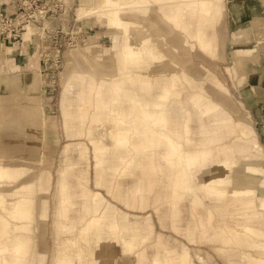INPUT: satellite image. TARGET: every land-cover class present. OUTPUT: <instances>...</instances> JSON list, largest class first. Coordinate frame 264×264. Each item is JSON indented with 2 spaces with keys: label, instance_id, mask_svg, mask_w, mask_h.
I'll return each mask as SVG.
<instances>
[{
  "label": "rangeland",
  "instance_id": "1",
  "mask_svg": "<svg viewBox=\"0 0 264 264\" xmlns=\"http://www.w3.org/2000/svg\"><path fill=\"white\" fill-rule=\"evenodd\" d=\"M64 1L65 6L61 11L45 20H39L38 23L29 24L12 41L18 42L23 35L24 45L21 42L11 46H5L8 43L1 42L2 47L0 45V78L24 76L26 82L23 86L14 85V89L21 93L20 96L10 87L5 88L7 93L1 91L0 87V93L8 95L3 97L8 99L7 102L0 100V125L19 127L25 137L18 139L22 147L15 155L21 157L22 164L30 167L28 179L39 178V184L48 187L47 222L45 225L35 224L32 227L38 244L40 245L41 240L45 242L46 264H62L63 247L74 240L73 230L66 226L65 221L68 218L75 221L79 217L80 210L70 211L67 218L64 215V208L69 203V188H63V182L71 184L70 193L72 200L77 201V208H80L83 196L76 185L83 184L88 187L92 196H104L106 207L115 214L107 216L109 223H117L114 230H106L109 248L112 249L110 253L97 254L98 260L94 264L109 259L110 264H122L124 257L130 260L126 264H139L141 260H144V264H152L155 258L159 259L158 264H169L167 248L181 249L184 244L189 245L192 258L197 264H235L241 258L240 249L236 247V250L234 245L224 243L213 235L212 225L219 213V203L207 198H203L202 204L193 202L188 196L183 200L181 198V202L176 204L182 226L178 227L172 220L170 202L163 200L160 210L156 209L157 204L153 202L154 195L147 205L128 202V187L132 180L119 177L113 167L114 155L111 156L110 151L104 156L105 163L99 167L96 165L92 138H100L111 147L115 144V139L109 132L112 128L109 121H104L102 125L97 123V117L104 107H97L96 97L91 99V104L80 109L81 83L84 81L87 85L90 84L92 93L100 88L108 94L111 103L116 102L118 105L117 95L120 94L112 91L110 95L113 82L131 79L137 73L130 63L118 58L116 52L121 46L116 47L113 43L118 28L106 21V15L97 13L79 20L77 7L87 0ZM93 1L96 4L102 2ZM233 1L219 0L214 7V28L218 44L215 52L202 48L197 38L198 8H189L186 2L181 4L185 7L182 16L184 23L191 21L190 31L168 22L158 7H151L147 13H123L125 19L138 22L134 25L137 30L132 29L135 31L131 38L133 43L138 45L140 38L151 36L163 51L164 57L166 56L154 68L142 70L143 74L155 79L184 69L188 71H183L186 83L181 86L185 92L204 90L214 101L220 103L221 107L206 115L205 125L208 131L198 139L200 145L209 143L213 148L231 146L236 134L228 132L222 124L221 118L225 116H231L235 121L247 122L253 128L252 137L239 135V143L245 144L242 147L247 144L251 146L249 151L229 147L222 154L232 163L219 178L225 183L217 184V187L225 189L227 197L231 195L233 186L247 183V180L241 181L242 184L240 181V184L234 183L237 167L252 160L261 168L256 185L254 184V194L264 191V16L260 15L262 8L246 12L243 10L244 4L235 3L233 7ZM158 5L161 11L169 8L160 3ZM161 35L165 36V43L157 41ZM250 36L259 41L256 45L259 54L250 49L251 43L247 42ZM173 40L179 46L176 52ZM47 55L49 59L46 61ZM104 61L108 62L105 66L98 64ZM246 77L250 80L247 81ZM33 82L38 86H26ZM254 86L258 90L256 98L249 94L250 91L253 92ZM121 104V107H127L129 101ZM27 119L36 120L32 130H28ZM7 120L11 122H6ZM27 155L30 157L28 160L24 158ZM47 171L51 174L48 180L42 175ZM97 181L101 183L98 184ZM257 210L264 216V208L258 206ZM125 213L128 214L127 218ZM149 213L152 216L151 233L145 228V215ZM125 223H139L143 228L138 236H134V232L123 236ZM144 237L148 238L147 241ZM131 241L139 242L136 244L140 245L127 243ZM123 242L127 244L123 245ZM128 244L132 246L131 251ZM252 253L262 254L258 250H253ZM248 261L245 258V262Z\"/></svg>",
  "mask_w": 264,
  "mask_h": 264
},
{
  "label": "bare ground",
  "instance_id": "2",
  "mask_svg": "<svg viewBox=\"0 0 264 264\" xmlns=\"http://www.w3.org/2000/svg\"><path fill=\"white\" fill-rule=\"evenodd\" d=\"M156 1L162 5H171L169 9V17L177 25L185 29L189 28L191 21H186V23H184V17L182 15L185 7H182L181 4L186 2L189 8H193L194 10L198 8L196 10L198 13L196 18L198 23L197 38L205 51H216L218 44L217 35L215 33L216 29L214 28L215 17L213 14L214 7L219 0ZM235 3L244 4L245 7L243 10L246 12L262 8L261 15L264 16V0H234L232 2L233 7L235 6ZM123 7L124 4L115 0H102V2L98 4L94 3L93 0H87L78 7L77 14L79 19L93 12L98 13V15H106V21L110 25L131 32L133 20H124V18H122L121 8ZM166 26L165 29L168 28V24H166ZM118 39L119 36L114 35V46H117L118 43L123 46L126 61L139 63L140 61L146 60L144 52L140 48H134L130 43H120V41L118 42ZM18 42H23V35ZM18 42H9L5 46H11ZM247 42L251 43L250 49L256 54H259L256 47L259 41L250 36L248 37ZM0 44L2 45L1 42ZM178 48L179 46L176 42L173 43V49L175 52ZM147 53L150 54L155 61H160L165 58L161 51L153 52L149 50ZM262 53V57H264V52ZM106 63L108 62L104 61L103 63L98 64L105 66ZM147 66L153 68L154 64L150 61L147 63ZM246 79L247 81L250 80L248 77H246ZM24 84H26L24 76L0 78L1 91L4 93H7L5 88L10 87L13 92L15 91L14 93L16 95L20 96L21 93L19 90L14 89V85L19 87ZM26 86L35 88L38 84L33 82ZM81 86L82 89L79 92V96L82 98V106H80V109L83 110L82 107L91 104V99L96 97L98 99L97 107H104L97 117V123L102 125L104 121L114 122V125H112V128H110L109 131L111 136L115 139V144L112 147L105 144L100 138H92L96 165H98V167L103 165L106 161L104 156L112 149L128 151L135 150L136 152L141 153V156L144 159L148 160V164L144 165L148 176L147 174L144 175L143 183L137 181V183L128 190V194H130L131 198H129L128 202H139L141 205H147L149 204V199L154 195L153 202L157 204V210L161 209L163 200L170 202L173 223L178 227H182L181 219L178 217L179 209L176 206L177 203L181 202V198L183 200V198L188 196L193 202H200L201 204L203 203V198L212 201L214 200L219 203V213L217 218H215V223L212 225L213 235L218 237V239L224 243L234 245L236 250V247L240 249L241 258L235 262V264H264V216L260 215L259 210H257L258 206L264 208V191H261L260 194L257 195L254 194L256 187H254V184L256 185L255 181L261 172L260 166L253 160L239 165L237 167L238 173L234 183L243 180L244 182L247 180V183L242 184L241 182L242 185L233 186L231 189V195L228 197L224 194L225 189L219 188L220 186L217 187V184L225 183L219 178L227 172L229 166L232 165L230 159L224 158L222 154L227 152L229 147L233 149L241 148L242 150L244 149V151H249V148H251L247 143L248 147H242L245 144L239 143V135L241 134L247 137H252L254 130L249 123L242 122L241 120L235 121L231 116L222 117V124L228 132L236 134L235 140L231 146L227 145L213 148L209 143L200 145L194 138L195 131L190 125L193 115L195 114L197 119L202 122L204 116L211 114L214 110L221 107V105L214 101L204 90L193 91L184 95V89L179 83H177L175 77L172 84V94L176 101H179L181 108L186 110V120L181 129L183 135L182 140L170 138L165 129L159 132L153 130L154 133H151L152 130L148 129V122L158 124L163 128L167 127V118L164 113L156 116L148 115L149 113L147 110L143 111L144 107L163 108L165 107L163 104H142L136 102L137 99L133 98L129 100L133 103L136 102L143 112L142 122L145 124L143 125V130L146 135L150 133L152 134V136L147 137L145 142H139L133 140L132 137L134 138V136L138 135L141 130L126 123L123 110L121 112L118 111L115 105L109 101L108 97L100 88L92 93V86L90 84L87 85L82 81ZM111 90L120 94L117 95L119 96L117 97L119 101L129 98V95L122 84L114 83L113 89L111 88ZM4 93H0L1 102H7L8 100L5 99V96L8 95H5ZM249 94L250 97L253 98L258 96V90L255 86L253 92L250 91ZM168 96L169 95H161V98H168ZM30 100L32 101L31 98ZM27 110H29V108ZM115 113L119 116L115 117ZM27 120L28 130H32L33 126H35L34 123H36L34 121L36 120ZM6 122L11 121L7 120ZM202 129L208 131L203 125ZM101 131L103 132L102 129ZM238 131H240V133ZM22 137L25 136L21 134L19 127L11 128L6 127L3 124L0 125V264H46L47 253L45 251V242L41 240L40 245L38 244L37 237L33 235L32 227L35 224L45 225L44 223L47 222L48 197L46 190L48 187L39 184V178L28 179L27 174L30 167L27 164H22V162H20L21 157L15 155V152L22 147L18 142V139H21ZM160 144H165L167 148L165 152L160 153L157 156L165 161L166 164H155L153 162L154 157L156 156L155 149ZM185 144H190L192 147L185 149ZM67 146L68 144L66 147ZM24 158L28 160L30 157L27 155L24 156ZM117 169H121V174L125 175L129 172V165L123 166V168L117 166ZM42 175L47 180L51 176L48 171ZM158 175H160V177H158ZM166 176L167 178H164ZM240 182L237 184H240ZM97 183L100 184L101 181H97ZM62 186L63 188L65 186H68L69 188V203L66 205L67 207L64 208L65 217H69V213L72 210H80L79 217L75 221L70 218L65 221L66 226L73 230L72 236L74 237V240L72 243L64 245L62 264H94L96 263L95 261L98 260L97 254L107 253L112 249L109 248L110 244L108 243L109 240L107 239L108 236H106V230H114L117 223L113 221L109 223L107 221V216L109 217L115 214L106 207L104 196L101 197L97 194L92 196L88 187L83 184L76 185L77 189L81 192L80 194L83 196L82 204L80 205V208H77V201L72 200L70 193L71 184H67V182L65 184L63 182ZM127 216L128 214L125 213V218H127ZM145 218V228L148 233H151L152 216L149 213L145 215ZM142 228L143 226L139 225V223H125L123 236L133 232L135 233L134 236H138ZM187 229H189V227ZM148 233L147 236H150ZM141 239L143 238L141 237ZM145 239L147 241L148 238ZM127 243L134 244L135 242L133 243L131 241ZM124 244L125 243L123 242V245ZM136 245L139 246L140 244ZM137 246L135 248H137ZM188 246L184 244L181 249L168 247L167 252L169 253V257H166H168L169 264H197L193 260V256L191 255ZM131 247L129 248V251H131ZM227 248H229V246ZM253 250H258L262 254L254 255V253H252ZM245 258L249 259L247 263L245 262ZM158 260V258H155L152 264H158ZM128 261H130L129 258L124 257L122 264H126ZM99 262L100 264H110V259ZM139 264H144V260H141Z\"/></svg>",
  "mask_w": 264,
  "mask_h": 264
},
{
  "label": "crops",
  "instance_id": "3",
  "mask_svg": "<svg viewBox=\"0 0 264 264\" xmlns=\"http://www.w3.org/2000/svg\"><path fill=\"white\" fill-rule=\"evenodd\" d=\"M115 1L120 2L121 4H124V7L121 8L122 18H124L123 13H130L131 14L135 11L147 13L151 7H158L159 11L165 17V19L168 22L176 25V23L169 17V11H170L169 9H170L171 5H163L166 7L168 6L169 8L166 9V11H161L159 8L160 5H158V2L156 0H115ZM77 9H78V7H77ZM234 12L237 13L236 11H233V13ZM253 12H255L256 14L259 13L258 11H253ZM241 13L243 14V12H241ZM93 14H97V13L93 12V13L87 14L80 19H83L84 17L91 16ZM188 18L189 19L191 18L190 15L188 16ZM124 20H130V19L124 18ZM137 23L138 22H135V21L132 22V25H133L132 29L136 27L134 25ZM176 26L178 27V25H176ZM135 30H137V29L135 28ZM188 30L189 31L191 30V26H189ZM134 34H135V31H133V30H132V32H127L121 28H118L117 33L115 35L119 36L118 42L120 41V43L122 42L123 44L130 43L134 48H136V47L140 48L144 52V57L146 58V60L140 61L139 63L126 61L123 46H121V44H119V43L117 44V46H121L120 48H118V51L116 52L118 58L121 59L123 62L130 63L133 66V68L135 69L137 75L131 79H126L123 81L122 80H116L113 82V84L114 83L122 84L125 87L128 95H129V98H125L123 100H120L118 103L119 106L117 105L116 102L112 103V104L115 105V107L118 111H120V112L122 110L124 111L125 121L128 125H131L132 127H136L139 130H141V132H139L138 135L134 136V138L131 136L133 140L139 141V142H145L147 140V137L152 136L151 133H154L153 130L159 132V131H163L164 129L167 130V133L169 134L170 138L182 140L183 135H182L181 129H182V126L186 120V114H185L186 110L182 109L179 101H176V99L174 98V96L172 94L173 93L172 84L174 82L175 77H176L177 83H179L180 85L185 84L186 81H185L184 76H183V71H186V70L183 69L179 73L173 72L170 75H160L159 77H156L155 79H151L149 77V75L143 74L142 70L151 69V67L147 66V63H149L151 61L155 67L157 65V63L165 60L166 56L163 60H160V61H155L154 59H152L151 55L147 53L149 50H151L153 52H155V51L160 52L161 51L158 48L156 42L153 41V38L151 36H145L144 38H140V42L138 43V45H135L131 39L132 36H134ZM195 34L196 33H194V35ZM189 35H190V33H189ZM254 39H256V38H254ZM165 40H166L165 36H162V35L159 38H157V41H159L160 43L161 42L165 43ZM171 40L172 39H170V41ZM219 40H220V36H219ZM174 41L175 40L172 41V44L175 43ZM24 43L25 42H21L22 45H24ZM14 45H16V44H14ZM1 47H2V45H1ZM186 72H188V71H186ZM189 74H191V73H189ZM193 78L195 79L196 77L193 76ZM110 90H111V88H110ZM102 92L108 97V94H106L105 91H102ZM111 93H112V90L110 91V95H111ZM184 93H185L184 95H186L190 92L189 91L185 92V90H184ZM161 95H169V96H168V98L162 99ZM133 98H136L137 99L136 102H140L142 104H144V103L163 104L165 106L163 108H158V107L147 108V107H144L143 111L147 110V112L149 113L148 115H156V116L162 115L164 113L166 118H167V127L163 128L158 124H153V123L148 122L147 123L148 129H150L152 131L150 134L146 135L145 131L143 130L144 129L143 125H145L142 122V120H143L142 119V113L143 112H142L141 108L137 105L136 102L133 103L131 100H129V99H133ZM127 100L129 101V105L127 107H121L122 106L121 103L124 101H127ZM116 113L114 115H115V117L116 116L118 117L119 115ZM139 116H140V119H139ZM110 123L112 125H114V122H110ZM205 123H206V116H204L203 121L200 122L197 119V116L195 114L193 115V119H192L190 125L195 131L194 138L197 140V142H198V139L203 134L206 133V130L202 129V125L206 127ZM206 129L208 130L207 127H206ZM184 147H185V149H189L192 147V145L185 144ZM166 148L167 147L165 144H160L158 147H156V149H155V155L156 156L154 157V160H153V162L155 164H159V163L166 164L165 161L158 158V156H157L160 153L165 152ZM110 152H111V156L114 155L113 167H114V170L117 172V174L120 175L119 177L130 178L132 180V184L128 187V189H131L132 186L137 183V181L139 183H143L144 175L147 174V172L145 171L144 165L148 164V160L144 159L141 156V153H138L135 150L128 151V150H115V149H112ZM128 165H129V172L125 175L120 174L122 171H121V169L118 170L117 166L123 168V166H128ZM147 176H148V174H147ZM158 177H160V175H158ZM98 178L100 179L99 176H98ZM164 178H167V176ZM145 194H146V192H145Z\"/></svg>",
  "mask_w": 264,
  "mask_h": 264
},
{
  "label": "built area",
  "instance_id": "4",
  "mask_svg": "<svg viewBox=\"0 0 264 264\" xmlns=\"http://www.w3.org/2000/svg\"><path fill=\"white\" fill-rule=\"evenodd\" d=\"M64 6V0H0V42H12L26 26L45 20Z\"/></svg>",
  "mask_w": 264,
  "mask_h": 264
}]
</instances>
